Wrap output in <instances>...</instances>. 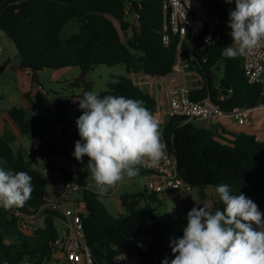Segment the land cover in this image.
Instances as JSON below:
<instances>
[{
  "label": "trees",
  "instance_id": "1",
  "mask_svg": "<svg viewBox=\"0 0 264 264\" xmlns=\"http://www.w3.org/2000/svg\"><path fill=\"white\" fill-rule=\"evenodd\" d=\"M131 1L133 10L139 15L136 25L127 19L124 0H0V31L18 49L21 58L18 68L31 70L34 81L42 70L79 67L82 74L73 85L82 83L86 88L81 97L84 92L92 91L91 84L84 82L83 76L99 65H124L128 74L162 78L172 74L180 60L203 80L192 91L194 100L210 97L226 113L235 108L255 109L264 105V83L247 81L241 68V56L226 58L222 55L223 48L232 43L231 29L226 24L216 44L199 50L195 58H191L187 39L181 41L178 35H171L168 45L163 41V4L166 0ZM231 6L235 8V0ZM218 12L225 15L226 9L221 6ZM74 19L81 21L79 32L63 41V28ZM129 29H132L130 36ZM220 66L222 75L218 82L216 72ZM4 70L5 65L0 66V75ZM100 95L141 100L153 114L157 111L155 96L126 76H119ZM9 115L22 134H40L39 125L28 118L23 108L13 107ZM74 139H81L77 126ZM162 139L177 158L178 174L184 188L195 190L201 201L209 198V190L215 192V186L224 183L229 185L232 194L242 193L250 198L264 214V141L258 140L254 133L235 134L233 139L223 140L218 132L196 129L186 118L169 116ZM39 153L36 151L35 156ZM0 159L7 161L3 165L6 170L27 172L34 186L31 198L23 207L11 210L0 207V264H21L25 260L31 264H45L53 259L52 243L59 235L56 223L62 215L46 207L49 178L34 167L35 158L27 161L1 135ZM50 167L64 181L76 180L86 186L80 172L54 163ZM139 167V173L145 177L147 170ZM79 193V203L83 207L79 214L95 264L112 263L119 252L134 248L141 239L148 245L145 251L139 250L143 264H162L165 257L169 261L174 258L170 240L183 236L187 214L168 219L157 217L152 203L160 200L144 189L122 194L120 201L126 212L114 217L102 202L103 196L88 188ZM215 196L211 211L223 208L216 192ZM41 208H45L46 215L43 225L29 232L19 230L14 212Z\"/></svg>",
  "mask_w": 264,
  "mask_h": 264
},
{
  "label": "clouds",
  "instance_id": "2",
  "mask_svg": "<svg viewBox=\"0 0 264 264\" xmlns=\"http://www.w3.org/2000/svg\"><path fill=\"white\" fill-rule=\"evenodd\" d=\"M228 11L232 43L223 48L224 57L244 56L264 44V0H235ZM78 101L81 139L72 155L80 163L89 158L86 170L99 196L139 175V166L156 167L165 158L162 122L143 101L95 91L84 92ZM6 164L0 159V207L11 210L25 205L34 186L27 172L6 170ZM215 192L223 208L194 206L183 236L170 240L174 258L165 257L162 264H264V214L258 205L242 193L232 194L228 184L216 185Z\"/></svg>",
  "mask_w": 264,
  "mask_h": 264
},
{
  "label": "built area",
  "instance_id": "3",
  "mask_svg": "<svg viewBox=\"0 0 264 264\" xmlns=\"http://www.w3.org/2000/svg\"><path fill=\"white\" fill-rule=\"evenodd\" d=\"M124 3L128 15L131 14L138 24L139 15L133 10L132 1L124 0ZM221 6L234 9L231 4L225 3V0H166L163 4L164 43L166 45L170 43L171 35H178L181 41L187 39L191 48V58H195L196 52L216 44L221 39L222 28L225 25L224 14L218 12ZM1 37L0 34V57L3 51ZM241 58V68L247 81L251 84L264 83V44L250 50ZM180 62L182 67H175L174 72L169 76L186 77L185 69L188 67L182 61ZM194 89L190 86L187 77L185 82L176 83L170 88L168 109L170 117L207 122L210 125L219 124L226 115H231L240 125H249L253 120L254 109L235 108L232 112L226 113L210 97L194 100L191 96ZM41 92L47 94L44 88H41ZM56 131L58 137L61 138L64 131L63 123L56 124ZM163 142L166 145V156L160 161V164L156 167H149L147 164L142 166L147 170L145 189L150 194L156 195L160 201L166 200L171 193L191 190L184 188L178 174L177 158L169 150L166 142L164 140ZM43 173L47 178L59 175L55 174L51 168H44ZM83 188L85 187L76 180L63 181L58 196L49 198L46 205L65 217L64 228L59 230L58 238L52 243L55 258L61 259L65 264H95L92 251L86 243L79 205L78 207H67L71 202V194L80 192ZM44 209L30 212L16 210L14 216L19 230L29 232L42 226L38 225L40 222H44L46 216ZM147 247V243L141 239L136 242L134 248L119 252L113 262L109 264H143L139 250L145 251ZM21 264L31 263L25 260Z\"/></svg>",
  "mask_w": 264,
  "mask_h": 264
},
{
  "label": "rangeland",
  "instance_id": "4",
  "mask_svg": "<svg viewBox=\"0 0 264 264\" xmlns=\"http://www.w3.org/2000/svg\"><path fill=\"white\" fill-rule=\"evenodd\" d=\"M142 1V0H136ZM226 14L224 15L226 20L225 24L227 26L229 19V9H233L230 7H226ZM127 19L133 24L136 25L135 19L132 15H128ZM81 24L79 19H74L70 21L62 31V38L65 40L71 37V30L78 24ZM119 26V25H118ZM3 39L2 43H6L4 51H2L0 57V66L5 65L9 62L15 63L20 59V54L16 45L9 39V37L0 31ZM132 34V29H129L128 36ZM126 40V39H125ZM181 62L179 61V65ZM184 65V64H183ZM178 67V66H177ZM81 69L79 67H72L67 69H49L42 70L37 73V81H34L32 76L27 75H19L15 72V70L5 71L0 75V116H5L9 114V110L13 107H24L25 104H30V101H33L37 106L42 104L46 107L47 113L44 116L47 119L48 123H51L55 120V113L52 110L53 107H58L59 109H63L66 106L67 101L72 99V95L80 94L82 95L83 91L86 89L83 84H79L78 86H74L73 83L81 77ZM186 77L190 82V86H195L201 84L203 80H195L196 75L193 71L188 68L185 69ZM218 82L219 78L222 75V66L216 72ZM119 76H129L127 74L126 68L124 65H117L114 67H108L106 65H99L94 69L88 71L84 76L83 80L86 83L91 84V90L101 94L102 92L108 89V85L111 83H115L118 80ZM133 81V76H129ZM154 85L155 83L152 82ZM41 88H44L47 91V94H43L41 92ZM38 90V91H37ZM24 91H28L30 98H26L24 95ZM72 109H80L79 104H77ZM70 112V110H69ZM30 113V112H29ZM79 117L77 114L69 113L67 115V121L63 123L66 127L68 133L73 134L76 137V120ZM190 122L196 127V129H202L197 123L190 120ZM252 125V121L249 124ZM256 125L261 126L263 128L264 133V105H260L256 109ZM258 129V128H257ZM261 132H257V136L260 141H264V137L260 135ZM58 138V137H57ZM29 145L32 146V143L29 139H27ZM17 149V147H16ZM72 149V148H71ZM74 152V150H71ZM45 158L49 156L45 154L43 151L39 153V156H34V154L26 155L28 160L32 158ZM47 158V159H48ZM88 157H83V163L78 162L75 157L73 160L78 163V166L81 167V174L85 178V185L87 183H91L94 185V182L88 174L86 170V165L88 163ZM51 177L49 178L50 182L52 181ZM146 179L145 177L139 173L136 177L132 179H125V181L119 183L114 188H110L108 193L103 196L102 202L106 206V208L110 211V213L114 217H119L125 214V209L121 205L120 196L124 193H137L143 191L145 189ZM91 185V186H93ZM48 193L52 194L50 187L48 186ZM209 198L205 201H201L198 198L197 192L195 190H187L185 192L177 191L175 193H171L166 200L154 202L152 203V207L157 215V217L162 219H168L169 217H183L186 215L188 209L194 205L198 204H206L209 209H213L215 203V192L213 190H209ZM81 200V194L79 192H74L71 194V202L74 205ZM83 210V207H80ZM57 227L59 230L63 229L64 226L60 221H57ZM43 225L42 222L39 223L38 226ZM62 260L54 258L53 261H48L45 264H51L56 262V264H60ZM62 264H65L64 262Z\"/></svg>",
  "mask_w": 264,
  "mask_h": 264
},
{
  "label": "crops",
  "instance_id": "5",
  "mask_svg": "<svg viewBox=\"0 0 264 264\" xmlns=\"http://www.w3.org/2000/svg\"><path fill=\"white\" fill-rule=\"evenodd\" d=\"M81 24L79 23L76 25L70 32L71 34H76L79 32ZM72 35V36H73ZM62 37V34H61ZM70 38V37H69ZM63 39V41L68 40ZM3 39V36L1 37V40ZM3 44V51L5 48L6 43ZM21 58L17 60L15 63H12L10 60L8 63L5 64V71L9 70H15L16 73L19 75H27V76H32L31 75V70H25L21 71L18 66L20 64ZM178 67H182L179 65V62L177 64ZM176 66V67H177ZM67 69V68H65ZM181 69V68H179ZM196 77L195 80H202L195 72H193ZM128 74V73H127ZM129 76H133V82L142 88H146L152 93L156 100H157V111L154 115H156L160 120H161V128L163 130L164 124L169 117L168 115V109H169V91L170 88L175 85L176 83H183L186 81V77L183 76H177V77H171V76H166L162 78L158 77H151L148 75L144 74H128ZM129 76H126L130 78ZM149 80V81H148ZM154 82L155 84L152 85ZM201 84L192 86L193 88H198ZM38 91V90H37ZM24 95L26 98H30L29 92L24 91ZM80 94L72 95V99L67 101L66 106L63 109H59L58 107H53L52 110L55 113L56 117L55 120L52 121L51 123L47 122L46 117L44 114L47 113V109L45 106L40 104L37 106L33 101H30V104H25L23 108L26 113L28 118L33 119L40 127V134L39 135H32V136H26L22 134L21 129L19 126L12 120L10 115L8 114L7 117L5 116H0V135L12 146L14 151L16 153H22L25 156V159L29 161L26 158V155L29 154H34L35 152H44L49 156L45 158H38L34 160V167L40 169L43 171L44 168H51L50 164H58L60 166H63L73 172H82L81 167L78 166V163H76L73 158L74 156L72 155V151L74 150L75 147V142L76 140L74 139L73 134L68 133L66 130V127L64 126V131L63 135L61 138L58 137L57 131H56V124L58 123H64L67 121V115L69 113L72 114H77L79 117L82 114L81 109H72L75 107L77 104H79V99H82ZM256 109L254 110V113L252 115V125H240L238 124L235 119L231 115H226L224 116L219 124L217 125H210L207 122H197L199 126H201L204 129L212 130L214 132H218L220 137L223 140H230L233 139V135L235 134H243V133H254L257 136V132H261L260 135L264 137L263 133V128L261 126L256 125ZM70 110V112H69ZM30 112V113H29ZM258 128V129H257ZM58 137V138H57ZM258 138V136H257ZM27 139H29L32 143V146L28 144ZM259 140V138H258ZM17 147V149H16ZM72 148V149H71ZM39 156V155H38ZM48 158V159H47ZM52 169V168H51ZM84 173V172H82ZM85 175V173H84ZM146 177V176H145ZM50 181V180H49ZM63 179L60 175H56L54 178H52V181L49 183V187L52 191V194L48 193L49 198H55L58 196L60 190L62 189V184H63ZM93 184L87 183L85 188L94 190V185ZM95 191V190H94ZM80 200L74 205L73 202H70L67 207H73L79 205V210L80 207L82 206L79 203ZM187 214V213H186ZM63 215V214H62ZM57 220L60 221L63 225L65 217L62 216ZM186 216V215H185ZM184 217V216H183ZM55 256H53V259ZM53 259L51 261H53ZM58 260V259H57ZM50 261V262H51ZM63 261L60 262L62 264ZM53 264V263H51ZM56 264V262H54Z\"/></svg>",
  "mask_w": 264,
  "mask_h": 264
}]
</instances>
